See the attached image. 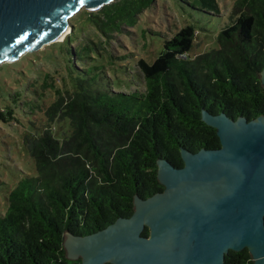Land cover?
I'll use <instances>...</instances> for the list:
<instances>
[{
    "label": "trees",
    "instance_id": "trees-1",
    "mask_svg": "<svg viewBox=\"0 0 264 264\" xmlns=\"http://www.w3.org/2000/svg\"><path fill=\"white\" fill-rule=\"evenodd\" d=\"M154 1L113 0L86 10L84 18L108 34L136 26ZM178 1L201 14L227 16L218 46L192 56L200 28L187 23L166 36L154 59H138L143 90L116 91L121 83L105 75L99 43L73 47L70 32L41 51L53 70L31 69L36 75L23 89L0 98V121L23 130L33 165L15 181L0 179L6 199L0 264L80 261L66 255V232L88 235L131 216L136 195L148 198L165 187L157 176L159 159L181 167L182 148L221 146L202 109L248 120L264 114V0H233L226 14L220 0ZM84 56L91 58L78 68L73 59ZM222 264H253V257L247 247L230 249Z\"/></svg>",
    "mask_w": 264,
    "mask_h": 264
},
{
    "label": "water",
    "instance_id": "water-1",
    "mask_svg": "<svg viewBox=\"0 0 264 264\" xmlns=\"http://www.w3.org/2000/svg\"><path fill=\"white\" fill-rule=\"evenodd\" d=\"M112 1L0 0V61L56 41L82 6ZM260 77L264 85V68ZM202 119L221 146L182 148L181 167L159 159L165 187L136 195L131 216L88 235L66 232L67 257L81 256L72 264H222L230 249L245 247L253 264H264V114L248 120L202 109Z\"/></svg>",
    "mask_w": 264,
    "mask_h": 264
},
{
    "label": "rangeland",
    "instance_id": "rangeland-1",
    "mask_svg": "<svg viewBox=\"0 0 264 264\" xmlns=\"http://www.w3.org/2000/svg\"><path fill=\"white\" fill-rule=\"evenodd\" d=\"M232 3L233 0H220L222 13H228ZM86 10L88 9L84 5L69 18L71 30L68 34L71 32L72 35H75V40L71 42V45L73 47L84 44L96 46L99 43L97 51L106 61L104 73L115 86L121 83L116 91L123 92L144 89L137 61L143 56L149 60L154 59L162 50L166 36L173 35L187 23L196 24L200 28V37L191 51V55L194 56L218 46L216 35L227 19L225 15L215 17L201 14L178 0H155L153 5L141 13L136 26L123 25L120 31H111L107 34L85 20L84 12ZM65 39L66 36L53 42H61ZM53 42L28 49L17 59L0 61V98L8 95L11 89L13 92L23 89L27 85V81L31 79L28 76L36 75L35 71L31 69L51 67L50 69L53 70L55 68L42 56L41 52L46 47H50ZM95 56H98L96 52L91 55V57ZM91 57L84 56L80 58L83 60H79V62L74 58L73 61L78 68H82L84 61ZM110 61L120 62L122 65H113L109 63ZM22 136L23 130L17 128L14 121L9 123L0 121V141L3 145V151H0V179L8 181L14 177L15 181L20 173L32 171V161L22 145ZM5 208L6 199L4 192L0 190V209L4 210Z\"/></svg>",
    "mask_w": 264,
    "mask_h": 264
},
{
    "label": "bare ground",
    "instance_id": "bare-ground-1",
    "mask_svg": "<svg viewBox=\"0 0 264 264\" xmlns=\"http://www.w3.org/2000/svg\"><path fill=\"white\" fill-rule=\"evenodd\" d=\"M70 29V26H67V28L56 38V40H61L65 38V36L68 34Z\"/></svg>",
    "mask_w": 264,
    "mask_h": 264
}]
</instances>
